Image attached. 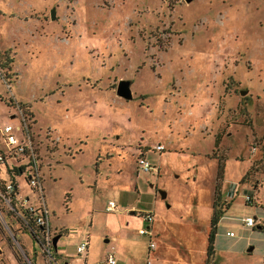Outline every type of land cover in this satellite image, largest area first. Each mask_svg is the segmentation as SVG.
I'll use <instances>...</instances> for the list:
<instances>
[{"label":"rangeland","instance_id":"374dc122","mask_svg":"<svg viewBox=\"0 0 264 264\" xmlns=\"http://www.w3.org/2000/svg\"><path fill=\"white\" fill-rule=\"evenodd\" d=\"M1 50L12 62L0 127L20 125L17 108L27 119L49 225L62 230L58 264H84V236L87 264L107 252L116 264H202L213 206L229 202L214 264H259L263 232L240 219L260 215L245 193L264 196V0H0ZM142 152L152 167L137 173ZM147 211L149 252L137 232ZM3 221L0 264L48 263Z\"/></svg>","mask_w":264,"mask_h":264},{"label":"built area","instance_id":"2783aa9c","mask_svg":"<svg viewBox=\"0 0 264 264\" xmlns=\"http://www.w3.org/2000/svg\"><path fill=\"white\" fill-rule=\"evenodd\" d=\"M8 69L7 67H1L0 64V80L7 88L9 87ZM17 112L20 125L14 127L10 124H4L0 127V139L3 143V149H0V166H4L7 176V178L0 176V220L3 221V217H7V219L16 222L20 228H23L39 246L41 258L48 262L51 259V237L55 229H51L49 225V210L43 196V177L39 155L32 143L26 123L27 119L18 108ZM15 131L19 132L20 138L16 137ZM163 149L164 147L161 144H156L153 148L158 152ZM6 159H14L17 164L13 163L10 167H7ZM136 165L143 172L150 169L149 162L142 156L137 158ZM20 174L23 175L22 186L25 187V191H22V187L17 181ZM254 188L244 195V201L247 205H256L258 201L257 196L253 193ZM234 189L235 187H231L232 191ZM258 207H261L260 211L263 217L244 216L240 219L242 225L246 227L256 225L264 227V204ZM112 208V201H108L106 210L110 211ZM140 219L144 226L139 227L137 232L140 235L147 236V250L152 251L154 248L150 230L152 213H143ZM227 234L231 235V232ZM87 245V240L81 241L75 248L77 254H83ZM103 264H114V259L110 253L106 254Z\"/></svg>","mask_w":264,"mask_h":264},{"label":"trees","instance_id":"16d2710c","mask_svg":"<svg viewBox=\"0 0 264 264\" xmlns=\"http://www.w3.org/2000/svg\"><path fill=\"white\" fill-rule=\"evenodd\" d=\"M11 61H12L11 56L9 55L7 50L0 51L1 67L9 68ZM263 165H264V163H263ZM222 167H223V163H222V160L220 159L217 163V179L221 178ZM253 171H255V168L253 170H251V167H249L243 178H247V176L250 174V172L252 173ZM254 187H255L254 191H256V188L258 187V185H254ZM215 194H216V192H215ZM226 207H227L226 203L221 204L220 207H217V208L213 206L212 214H211V217L209 220V230H208V233L206 236V242L207 243H206L205 257L203 259L202 264H214L213 240H214L215 224H216V221L218 220V218H220V216L224 213ZM259 209H261V207H259ZM261 227H263V226H261ZM23 264H25V263H23Z\"/></svg>","mask_w":264,"mask_h":264},{"label":"crops","instance_id":"0c3cea01","mask_svg":"<svg viewBox=\"0 0 264 264\" xmlns=\"http://www.w3.org/2000/svg\"><path fill=\"white\" fill-rule=\"evenodd\" d=\"M2 51V50H1ZM12 62V61H11ZM157 144H159V143H157ZM255 149V148H254ZM253 149V150H254ZM140 156H142L143 158L145 157V155H144V153L142 152L141 153V155ZM96 166V165H95ZM152 166L150 165V168H151ZM138 168H137V165H136V172L138 173ZM137 173H135V174H137ZM97 188V187H96ZM236 191V190H235ZM246 194V193H245ZM93 196V195H92ZM94 198H95V196H94ZM258 198V197H257ZM108 201H111V200H107V202ZM243 201H244V195H243ZM107 202H106V204H105V206H104V209L106 210V207H107ZM229 202V201H228ZM244 204H245V201H244ZM264 203L262 202V201H260V200H258L257 201V203H256V205H253V207H255V208H258V210H259V207L258 206H262ZM248 205H250V204H248ZM47 206V205H46ZM230 206V202L227 204V207H226V209L225 210H227L228 209V207ZM252 206V205H251ZM48 208V207H47ZM111 211V210H110ZM147 212H150V211H147ZM247 212H249L250 213V211H247ZM140 214H143V213H146V212H139ZM138 213V217H140L141 215ZM251 214H252V212H251ZM247 214V215H245V216H253V217H255V218H257V217H263V215H262V213H261V211H260V215L259 216H255L254 214ZM131 215H133L132 213H131ZM244 217V216H243ZM152 223V222H151ZM241 225H242V223H241ZM242 226H244V225H242ZM244 227H246V226H244ZM55 230H58L59 228H56V227H53ZM150 228H151V226H150ZM246 228H249V229H253V228H256V229H258V230H262V232H263V238H262V252H261V256L259 257V264H264V227H261V226H259V225H256V226H254V227H246ZM228 232H230V231H226L225 232V234L226 235H228L227 233ZM228 236H231V235H228ZM84 240H87V242H88V245H89V240H88V237L87 236H84V237H82L79 241H78V243L75 245V248H76V246L81 242V241H84ZM106 240V239H105ZM88 245H87V248H86V250H85V252L83 253V254H81V255H78V256H82L83 257V261H84V264H87L86 262H85V259H86V256H87V250H88ZM249 247V246H248ZM252 248H253V246H251ZM146 248H147V244H146ZM251 248V249H252ZM247 249V248H246ZM76 251V250H75ZM149 252V251H148ZM77 253V252H76ZM107 253H110L111 255H112V257H113V259H114V264H116L117 263V261H118V259L117 258H115L114 257V255H113V253H111V252H107ZM107 253H104V255H103V257L100 259L101 261L100 262H98L99 264H103L104 263V261H105V257H106V254ZM203 262V261H202ZM120 264H125V262H121Z\"/></svg>","mask_w":264,"mask_h":264},{"label":"water","instance_id":"95a60500","mask_svg":"<svg viewBox=\"0 0 264 264\" xmlns=\"http://www.w3.org/2000/svg\"><path fill=\"white\" fill-rule=\"evenodd\" d=\"M185 2H188L190 0H184ZM115 94L125 100L129 99L131 97V93L129 90V83L128 81L125 80H120L116 84L115 87ZM160 197H164V193L160 192ZM61 234H56L52 239H51V259L48 261L47 264H58L56 260V255L59 254L56 249V242L57 239L60 237ZM251 246L247 247L246 251L249 252L251 250Z\"/></svg>","mask_w":264,"mask_h":264},{"label":"flooded vegetation","instance_id":"af4514ba","mask_svg":"<svg viewBox=\"0 0 264 264\" xmlns=\"http://www.w3.org/2000/svg\"><path fill=\"white\" fill-rule=\"evenodd\" d=\"M61 231H62L61 229L55 230L54 233H53V235H52V237H51V239H52L56 234H62Z\"/></svg>","mask_w":264,"mask_h":264}]
</instances>
